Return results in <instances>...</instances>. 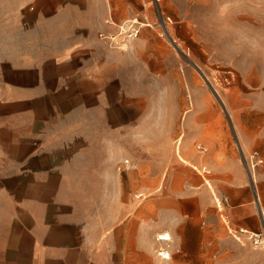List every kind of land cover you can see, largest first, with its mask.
<instances>
[{
  "label": "crops",
  "instance_id": "1",
  "mask_svg": "<svg viewBox=\"0 0 264 264\" xmlns=\"http://www.w3.org/2000/svg\"><path fill=\"white\" fill-rule=\"evenodd\" d=\"M116 1L0 0V264H196L263 227L228 135L253 178L264 77L245 75L232 123H180V58L145 27L114 46Z\"/></svg>",
  "mask_w": 264,
  "mask_h": 264
},
{
  "label": "rangeland",
  "instance_id": "2",
  "mask_svg": "<svg viewBox=\"0 0 264 264\" xmlns=\"http://www.w3.org/2000/svg\"><path fill=\"white\" fill-rule=\"evenodd\" d=\"M115 10L121 20L138 17L145 23L142 29L156 30L180 58V123L187 119L188 110L194 112L196 122L232 123L233 112L243 100L244 86L252 89L245 75L255 71L264 77V0H117ZM228 137L239 149L246 181L256 196L259 192L264 204V163L252 178L233 130ZM201 143L196 141L191 151L199 153ZM182 149L183 141L181 161ZM201 164L209 166L208 161ZM213 173L206 174V180ZM227 232V256L209 255L205 249L195 257V263L264 264V249L255 247L245 235L241 242Z\"/></svg>",
  "mask_w": 264,
  "mask_h": 264
},
{
  "label": "built area",
  "instance_id": "3",
  "mask_svg": "<svg viewBox=\"0 0 264 264\" xmlns=\"http://www.w3.org/2000/svg\"><path fill=\"white\" fill-rule=\"evenodd\" d=\"M144 25L145 23L140 21L138 17L129 18L117 24L118 27L117 33L114 36L110 37L114 46L123 50L129 49L131 43L140 36L142 32V27ZM100 35L102 37H107L103 33H100ZM198 148L200 149V151L207 150V148L202 144H199ZM263 163H264V157L262 153L259 150H253L250 154L249 164H248L251 172H254L256 168ZM260 210H261L260 213L263 224L261 230L253 231L245 228H239L238 230L235 231V233L239 235L242 234L247 236V238L251 241V243L255 247L264 249V206H261ZM158 239L165 242L169 241L168 238H164L163 234L159 235ZM158 253L162 258L170 259L171 253L166 247H160Z\"/></svg>",
  "mask_w": 264,
  "mask_h": 264
},
{
  "label": "bare ground",
  "instance_id": "4",
  "mask_svg": "<svg viewBox=\"0 0 264 264\" xmlns=\"http://www.w3.org/2000/svg\"><path fill=\"white\" fill-rule=\"evenodd\" d=\"M164 238H168L169 240L172 238V236H171V234L169 233V232H164ZM158 250V249H157ZM159 251V250H158ZM157 255L160 257V258H162L160 255H159V253L157 252ZM170 258H171V254H170ZM162 259H164V258H162Z\"/></svg>",
  "mask_w": 264,
  "mask_h": 264
}]
</instances>
